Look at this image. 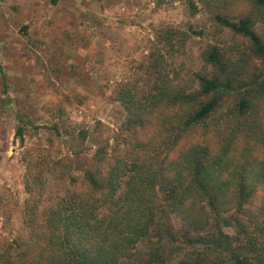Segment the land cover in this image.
Returning a JSON list of instances; mask_svg holds the SVG:
<instances>
[{
  "label": "trees",
  "instance_id": "16d2710c",
  "mask_svg": "<svg viewBox=\"0 0 264 264\" xmlns=\"http://www.w3.org/2000/svg\"><path fill=\"white\" fill-rule=\"evenodd\" d=\"M181 1L192 13L203 2L247 48L231 60L209 45L205 69L189 84L171 77L154 49L152 85L117 91L129 138L123 151L109 157L99 145L83 170L85 187L53 197L34 163L21 236L0 238V264H264V40L253 27L264 20V0ZM164 32L172 47L186 38L177 28ZM230 98L236 123L228 134L196 135ZM14 135L22 140L20 125ZM255 196L260 202L248 210Z\"/></svg>",
  "mask_w": 264,
  "mask_h": 264
},
{
  "label": "rangeland",
  "instance_id": "374dc122",
  "mask_svg": "<svg viewBox=\"0 0 264 264\" xmlns=\"http://www.w3.org/2000/svg\"><path fill=\"white\" fill-rule=\"evenodd\" d=\"M197 6L192 13L181 0H0V238L21 236L34 163L53 197L85 187L83 170L99 145L109 157L123 151L128 133L120 129L125 110L117 91L126 85L143 93L152 85L154 49L168 74L189 84L205 69L209 45L231 60L247 48L245 37L218 26L203 2ZM169 27L186 32L181 45L161 41ZM253 27L264 40V20ZM232 101L196 126V135L228 134L236 123L227 113ZM19 125L22 140L14 135ZM259 202L253 197L248 210Z\"/></svg>",
  "mask_w": 264,
  "mask_h": 264
}]
</instances>
